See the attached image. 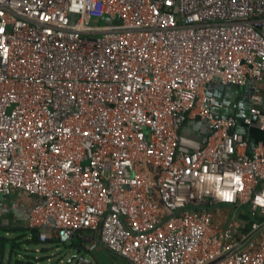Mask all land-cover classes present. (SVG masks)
I'll return each instance as SVG.
<instances>
[{
	"label": "built area",
	"instance_id": "2783aa9c",
	"mask_svg": "<svg viewBox=\"0 0 264 264\" xmlns=\"http://www.w3.org/2000/svg\"><path fill=\"white\" fill-rule=\"evenodd\" d=\"M263 73L264 0H0V218L21 190L40 242L264 264V111L208 91Z\"/></svg>",
	"mask_w": 264,
	"mask_h": 264
},
{
	"label": "crops",
	"instance_id": "0c3cea01",
	"mask_svg": "<svg viewBox=\"0 0 264 264\" xmlns=\"http://www.w3.org/2000/svg\"><path fill=\"white\" fill-rule=\"evenodd\" d=\"M215 83L216 82H213L208 85V91L209 93L213 95H215L214 93L216 92ZM253 83H255L254 80L249 79L245 85L241 86L244 90H246V94L249 97V101H246V102L243 101V105L245 107V108H242L243 112L249 107L251 103H254V106L258 107L259 109H262L264 106V102H263L264 101V74H263L262 79L258 82L259 95L261 97L259 100H251V84ZM243 97H244L243 95H239L237 97V100L240 101L242 100ZM227 109L229 110V107L225 106L224 111H226ZM199 129L206 130V126L200 120L193 119L188 124L185 130L187 131L188 134L201 137L202 133L200 134V132H198ZM250 136H251V139L254 141L264 140L263 132L258 130V128L256 127H253L250 130ZM32 203H33V197L27 192H24L21 190H14L9 196L5 197L2 216L0 218V231H3L4 235L9 234L10 231L21 230V229L22 230L28 229L30 232V229L27 228L25 225V221H26L29 208L32 205ZM223 210L226 213L229 212V208L227 206H223ZM30 238H28V241L30 240ZM5 239H7L6 236L4 237L0 236V264L2 263L3 259L5 260V258H7L8 263H12V264H14V261L16 259H20V260L26 259L27 260L28 258H30L23 254L18 256L17 254H19L20 252L16 250L19 249V246L18 244L13 245V242L11 243V247L8 253H6V250L3 245L4 243L3 240ZM92 239H97V236L93 231L81 230L75 233L69 241L64 242V243L58 242L57 240L51 241V239L46 242H42L46 244L41 247V250L44 251L43 254H45V257L47 258L48 261H49L48 258H51L50 255H53L55 258H59L58 263H54V264L64 263L66 258H68L67 264H90L91 260L86 256L85 253L95 249L96 247L104 248L97 241L96 246L89 249L88 245ZM13 247H16V248L13 249ZM117 257H120V256H117ZM34 258H39V257H34ZM47 264H52V263H47Z\"/></svg>",
	"mask_w": 264,
	"mask_h": 264
},
{
	"label": "rangeland",
	"instance_id": "374dc122",
	"mask_svg": "<svg viewBox=\"0 0 264 264\" xmlns=\"http://www.w3.org/2000/svg\"><path fill=\"white\" fill-rule=\"evenodd\" d=\"M88 19H89L88 17L86 16L84 17L85 25L94 26V27L101 26L100 23L90 24ZM0 236L7 237V239L3 240L4 242L3 245L6 250V253H8L11 247V243L15 242V244L16 245L18 244L19 246V249L16 251L20 252L17 255L20 256L23 254L30 257L27 260L26 259L25 260L30 261L32 264H47V263L54 264V263H58L59 261V258H55L53 255H50L51 258H48L49 261L47 260L45 254H43L44 251L41 250V247L46 243H42V242L34 243L28 241V238L31 237V233L29 232L28 229L10 231V233L6 235H4L3 231H0ZM15 248L16 247H13V249ZM85 254L91 260L90 264H130L126 259L117 257L112 253H110L107 249L102 247H96L95 249L86 252ZM34 257H39V258H34ZM67 261L68 258L65 259L64 263L67 264ZM64 263H60V264H64ZM1 264H12V263H8L7 258H5V260L3 259Z\"/></svg>",
	"mask_w": 264,
	"mask_h": 264
},
{
	"label": "water",
	"instance_id": "95a60500",
	"mask_svg": "<svg viewBox=\"0 0 264 264\" xmlns=\"http://www.w3.org/2000/svg\"><path fill=\"white\" fill-rule=\"evenodd\" d=\"M215 89H216V92L214 94H215V96H217L218 98H221L223 100L224 107L227 104L228 105L230 104L229 110L227 109L225 111L226 114H230V113L234 112V113H237V115H239V116H243L242 108H245L244 105H243V99L238 101L237 97L239 95H243L247 99V101H249V97H246L247 96L246 90H244L241 86L230 85V84H222V83H220L218 81L215 83ZM235 96H236V98H235ZM227 99L230 102H228ZM260 111H264V106H263L262 109H260ZM253 118H255V117H253ZM235 130L243 133L244 135H246L247 132H248L247 128L245 126H243V125H236L235 126ZM248 142H249V145H253L255 143L254 140H252L250 137H249V141ZM24 261L26 262V260H24Z\"/></svg>",
	"mask_w": 264,
	"mask_h": 264
},
{
	"label": "trees",
	"instance_id": "16d2710c",
	"mask_svg": "<svg viewBox=\"0 0 264 264\" xmlns=\"http://www.w3.org/2000/svg\"><path fill=\"white\" fill-rule=\"evenodd\" d=\"M30 232H31V238H30L29 241L34 242V243L39 242V240L37 239V231H36V229L31 228ZM51 241H56V239L52 238ZM13 245H15V242L13 243ZM14 264H32V263L30 261H26L25 262L24 260L16 259L14 261Z\"/></svg>",
	"mask_w": 264,
	"mask_h": 264
},
{
	"label": "flooded vegetation",
	"instance_id": "af4514ba",
	"mask_svg": "<svg viewBox=\"0 0 264 264\" xmlns=\"http://www.w3.org/2000/svg\"><path fill=\"white\" fill-rule=\"evenodd\" d=\"M246 97H248V96H246ZM242 99H243V101H244V102H246V101H247V99H246L245 97H243ZM245 99H246V100H245ZM227 100H228V99H227ZM228 102H230V101L228 100ZM226 106H227V107H229V106H230V104H229V105L227 104Z\"/></svg>",
	"mask_w": 264,
	"mask_h": 264
}]
</instances>
